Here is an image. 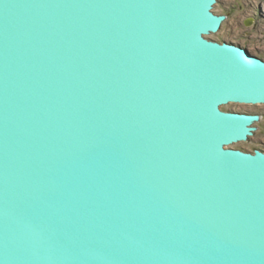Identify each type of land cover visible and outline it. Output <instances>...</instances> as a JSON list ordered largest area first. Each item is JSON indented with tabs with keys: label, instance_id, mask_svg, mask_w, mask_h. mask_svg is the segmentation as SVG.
Instances as JSON below:
<instances>
[{
	"label": "water",
	"instance_id": "water-1",
	"mask_svg": "<svg viewBox=\"0 0 264 264\" xmlns=\"http://www.w3.org/2000/svg\"><path fill=\"white\" fill-rule=\"evenodd\" d=\"M219 0H0V264H264V60Z\"/></svg>",
	"mask_w": 264,
	"mask_h": 264
},
{
	"label": "rangeland",
	"instance_id": "rangeland-1",
	"mask_svg": "<svg viewBox=\"0 0 264 264\" xmlns=\"http://www.w3.org/2000/svg\"><path fill=\"white\" fill-rule=\"evenodd\" d=\"M218 15H225L222 29L207 36L219 42H233L248 49L251 53L264 59V0H219L214 8ZM223 109L258 113L264 116V104H229ZM256 133L248 142H241L231 148H244L254 152L262 147L257 141L264 142V118L255 123Z\"/></svg>",
	"mask_w": 264,
	"mask_h": 264
},
{
	"label": "flooded vegetation",
	"instance_id": "flooded-vegetation-1",
	"mask_svg": "<svg viewBox=\"0 0 264 264\" xmlns=\"http://www.w3.org/2000/svg\"><path fill=\"white\" fill-rule=\"evenodd\" d=\"M260 58H261V57H260ZM263 60H264V59H263ZM249 105H250V104H249ZM257 105H260V104H257ZM225 110H232V109H225ZM232 111H235V110H232ZM236 112H243V113L257 114V115H259V116L261 117V119L264 118L263 115L258 114V113L246 112V111H241V110L236 111ZM261 119H260V120H261ZM260 120H259V121H260ZM259 121H258V122H259ZM256 123H257V122H256ZM254 126H255V124H254ZM255 127H256V126H255ZM255 133H256V131L254 132V135H255ZM254 135H253V136H254ZM253 136H251V137L249 138L248 141H250V140L252 139ZM248 141H245V142H248ZM240 143H241V142H240ZM257 143L260 144L262 147L256 148V150H257V149H260V150L264 151V142H262V141H257ZM238 149H241V150H243V151H248L247 149H244V148H238Z\"/></svg>",
	"mask_w": 264,
	"mask_h": 264
}]
</instances>
